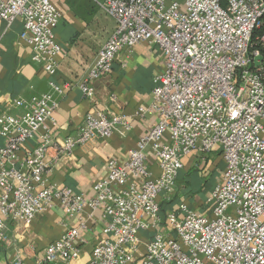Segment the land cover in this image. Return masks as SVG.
I'll list each match as a JSON object with an SVG mask.
<instances>
[{
	"label": "built area",
	"instance_id": "1",
	"mask_svg": "<svg viewBox=\"0 0 264 264\" xmlns=\"http://www.w3.org/2000/svg\"><path fill=\"white\" fill-rule=\"evenodd\" d=\"M114 21L94 67L78 85L89 99L98 79L110 74L115 56L139 44L155 46L163 69L153 77L157 122L124 162L110 160L107 178L93 198L71 195L50 174L73 150L118 129L130 131L121 114L88 113L76 138L60 139L52 113L65 87L50 84L37 97L15 98L0 112V244L7 224L24 232L58 206L67 217L85 208L102 211L105 237L92 246L86 264H264V2L261 0H102ZM60 13L50 0H0V20L20 21L18 40L31 61L52 77L62 54L56 40ZM46 125L48 127H46ZM223 163L208 199V214L179 206L182 218L164 221L159 200L169 201L184 161ZM155 159L157 173L148 167ZM22 167H25L23 170ZM65 229L30 257L23 249L7 264H74L84 243L81 231ZM152 232L144 244L141 234ZM35 248V247H33Z\"/></svg>",
	"mask_w": 264,
	"mask_h": 264
},
{
	"label": "crops",
	"instance_id": "2",
	"mask_svg": "<svg viewBox=\"0 0 264 264\" xmlns=\"http://www.w3.org/2000/svg\"><path fill=\"white\" fill-rule=\"evenodd\" d=\"M50 1L61 15L56 25V40L62 51L57 57L59 68L52 77L31 61V50L18 40L22 28L20 21L7 28L0 20V112L12 99L37 97L48 92L50 84L54 83L65 87L64 94L57 98L58 107L52 113L57 123L52 133L60 136V139L76 138L83 118L88 113L123 115L130 131L123 133L118 129L109 138H97L82 146L78 145L73 150L72 159L62 160L48 177L57 187L65 186L71 195H81L89 200L94 197L92 187L108 177L107 162L126 161L138 139L157 122L154 114L146 112L138 115V111L150 109L153 103V77L162 71L163 62L155 46L139 44L131 50H123L115 56L110 74L95 81L93 95L89 99L83 98L78 85L94 67L98 51L114 31V21L96 4L102 0ZM4 142L0 137V148ZM147 157L148 167L155 175V159L150 155ZM191 158L196 162L195 169L183 171V174H190L185 179L190 187H185L184 182L180 181L170 193L169 201L159 200L163 221L170 215L182 218L179 212L181 204L208 214V199L219 179L205 190L204 199V194L193 191L205 186L207 181L203 179L206 180L208 172L211 174V171L220 168L221 176L223 163L216 154L205 162H197L192 156L185 159L184 167ZM204 165L201 171L198 170ZM22 168L25 170V167ZM102 215L100 209L91 213L89 208H85L80 216L67 217L55 206L36 218L24 232L21 226L9 223L5 229L8 242L0 244V264H7L22 249L30 257H43L46 246L59 239L65 229L76 228L80 221L85 222L86 229L81 231L84 243L79 247L74 264H86L92 246L105 237L102 231L106 220ZM152 235V232L144 231L141 234L142 244Z\"/></svg>",
	"mask_w": 264,
	"mask_h": 264
},
{
	"label": "rangeland",
	"instance_id": "3",
	"mask_svg": "<svg viewBox=\"0 0 264 264\" xmlns=\"http://www.w3.org/2000/svg\"><path fill=\"white\" fill-rule=\"evenodd\" d=\"M179 1H180V0H179ZM216 162H217V161H216ZM195 166H196V162L193 160V158H191L189 164H187V165L184 167L185 170H182V171H187V170L192 171L193 168L195 169ZM204 167H205V165L202 166V167H201L200 169H198V170L201 171V169H203ZM213 176H214V177H213ZM219 176H220V168H217V169L215 170V172H214V171H211V174L208 172L207 176L205 177L206 180L203 179V181H207V183H206V184H207L206 187L212 186V184H215V181L218 182ZM216 178H217V179H216ZM205 195H206V193L203 195V198H202V199L205 198ZM197 212H198V211H197ZM199 212H200V211H199Z\"/></svg>",
	"mask_w": 264,
	"mask_h": 264
},
{
	"label": "trees",
	"instance_id": "4",
	"mask_svg": "<svg viewBox=\"0 0 264 264\" xmlns=\"http://www.w3.org/2000/svg\"><path fill=\"white\" fill-rule=\"evenodd\" d=\"M262 2H264V0H261ZM193 173V172H192ZM180 176H179V178H178V181H177V183H179L180 181L182 182H184V186L185 187H190V185H189V183H188V181L187 180H185L186 178H187V176H189L190 174H188L187 173V175L186 174H183V171L179 174ZM206 185L207 184H205V186H201V187H198L197 189H195L193 192L194 193H199V194H204V192H205V190H207L209 187H206Z\"/></svg>",
	"mask_w": 264,
	"mask_h": 264
}]
</instances>
